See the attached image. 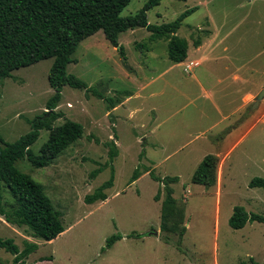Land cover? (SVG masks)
Instances as JSON below:
<instances>
[{
	"label": "rangeland",
	"instance_id": "374dc122",
	"mask_svg": "<svg viewBox=\"0 0 264 264\" xmlns=\"http://www.w3.org/2000/svg\"><path fill=\"white\" fill-rule=\"evenodd\" d=\"M148 1L132 0L122 16L135 15ZM263 2L163 0L148 12V21L162 25L198 7L184 20L178 36L192 48L197 39L211 47H223L226 40V45L235 50V67L249 59L250 73L245 72L247 69L241 72L243 80L232 84L231 90L241 91L249 83L243 73L250 75L249 88L264 80ZM208 33H214L217 39L210 42ZM150 36L142 28L121 34L122 54L100 31L84 40L74 53L68 73L94 91L104 93L106 101L85 90L65 86L57 108L63 117L53 127L72 120L83 125V137L48 167L35 168L27 158L16 163L21 172L42 185L54 208L62 214L65 227L63 234L49 242L33 237L26 227L8 224L0 215L1 240L13 239L21 251L26 241L38 244V250L23 259L22 264H264V223L249 222L241 230L229 224L238 206L250 214L264 216V189L250 187L254 178L264 179V99L255 107L264 85L254 92L247 109L251 132L241 138L227 134L223 137L225 129L221 124L234 120L225 117L237 111L240 96L236 94L226 100L220 96L213 102L215 108L213 104H203L201 99L206 96H198L201 88L182 75L183 71L188 74L198 62L190 61L180 70L169 60L168 41L152 42ZM53 61H41L0 79V137L6 143H15L31 132L28 120L47 112V102L54 95L48 80ZM221 68L203 67L200 74L205 89L218 86L223 92L228 87L218 82L226 74ZM152 91L157 96L150 99ZM132 96L117 113H112L110 100L120 106ZM156 120L166 122L159 138L160 130L154 128ZM208 130L201 136L212 146L208 155H215V151L221 155L219 179L210 189L192 181L203 161L199 156L208 147L196 142L185 152H173L193 141L200 131ZM49 139L50 131L42 130L32 151L41 154ZM159 140L166 142L165 149ZM110 142L119 146L118 156L113 160L109 157L110 148L106 147ZM143 151L145 157L140 160ZM100 168L102 171L95 174ZM137 168L143 174L131 183ZM146 169L161 178H180L173 185L178 205L186 210L187 232L180 248L178 235L161 230L162 201L155 200L161 185L149 173L144 174ZM113 173V187L106 191L108 199L85 203V197L109 181ZM3 200L8 207L14 202L8 188ZM157 232L159 236L155 235ZM113 235H121L122 239L107 249V240ZM14 262L13 255L0 249V264Z\"/></svg>",
	"mask_w": 264,
	"mask_h": 264
},
{
	"label": "trees",
	"instance_id": "16d2710c",
	"mask_svg": "<svg viewBox=\"0 0 264 264\" xmlns=\"http://www.w3.org/2000/svg\"><path fill=\"white\" fill-rule=\"evenodd\" d=\"M162 1L149 0L135 15L123 17V10L132 0H0V79L11 77L14 71L21 68L48 59L54 60L48 76L54 95L47 102V112L28 120L32 127L31 132L15 143L8 144L0 137V215L8 224L26 227L33 237L49 242L65 232L62 214L54 208L42 185L21 172L16 163L27 158L35 168L48 167L62 152L83 137L84 127L78 122L67 119L62 125L53 127V124L63 117L62 113L57 112V108L65 86L85 90L106 101L104 93L94 91L86 82L67 71L68 66L74 63V53L84 40L102 31L106 40L113 47H119L123 54V47L119 45L121 34L142 28L151 34L152 42L168 41V57L171 62L178 64L187 59L189 43L178 36V31L182 28L184 20L195 13L198 7L185 11L172 22L162 25L150 24L148 12L160 6ZM201 44V39L194 42L195 47ZM109 106L113 110L115 101L110 100ZM232 128L224 131L222 136L228 134ZM42 130L50 131V139L42 148L41 154L37 155L32 151V146ZM106 147L110 148L111 160L118 156L115 142L107 143ZM144 157L143 151L139 158L142 160ZM218 165V156L207 155L194 172L193 183L207 189L216 186ZM101 171L100 168L95 174ZM146 173L161 185L155 196L156 201H162L161 230L167 234L178 235L180 248L187 232L186 210L178 205L174 196L173 185L178 183L180 178H161L150 169L144 170V174ZM142 174L140 168H137L131 183L136 182ZM114 180L113 173L109 181L85 197V203L106 201V191L113 187ZM250 187L264 189V179L254 178ZM6 188L10 190L14 200L9 207L3 200ZM249 222L264 223V216L250 214L241 206L235 207L229 221L230 226L241 230ZM121 239V235H113L107 240L106 248H112ZM164 240L170 242L169 237ZM0 249H5L14 256V263L20 264L23 259H28L38 250V244L26 241L25 248L21 251L13 239H0Z\"/></svg>",
	"mask_w": 264,
	"mask_h": 264
},
{
	"label": "crops",
	"instance_id": "0c3cea01",
	"mask_svg": "<svg viewBox=\"0 0 264 264\" xmlns=\"http://www.w3.org/2000/svg\"><path fill=\"white\" fill-rule=\"evenodd\" d=\"M213 34L208 33V35H206V37H208L210 35L208 37V40H210V42H212L215 39H217V36L213 35ZM224 41H225V44L223 45V47H221V46H217V47H215V46L214 47L206 46L203 43V41H202V44L199 47H195L194 46L192 48L189 45L187 59L184 62H182V63H178V64H174V65H177V67L180 70H183V67L186 65V63H188L190 61L191 62H193V61L194 62H198V65L193 67V68H191L189 70L188 74H185V72L183 71L182 75H183V77H185L184 79H189V78L193 79L192 81H193L194 85L196 83V85L201 88V90L199 91V95L198 96H201L202 94H204L206 96V99H201V100H203V104H210L211 105L220 96H223L225 98V100L228 99V98H231V96H234L236 94L240 96V97H238V102H239L240 105H239V107H237V111L234 114L228 115V116L226 115V117H225L228 120H232L231 118H234V120L230 121V123L225 124V125L221 124L222 125L221 128L223 130L225 129V131H226L228 128L233 127L231 129V131L227 134V136L240 135L239 138H241V136L243 134H245L246 132H251V131H249L250 127H248L249 126L248 122L250 120V117L248 116L247 109L250 107V104L252 102L251 101L252 100L251 99L252 95L254 94V92H256L258 90V88L261 85H264V80L262 82H259L257 85L251 86L249 88L250 75L246 76L245 73H243L244 77H245V82L247 81L246 77H247V79L249 81V83L247 84L248 86L245 89H241V91H239L238 89L231 90V89H233L232 88V84L234 82H240L241 80H243V78L241 76V72H243V71H245L247 69L245 72L247 73V71H248V74H249L250 73V69H252V68L250 67L249 59H247L246 61L242 60V64L240 66H238V67H235L236 66V63H235L236 62V58H235V55H234V54H236L235 50L233 48H230L228 45H226V43H227L226 40H224ZM245 62H247V63H245ZM208 65L212 66L214 68L215 67L216 68L223 67V68H221L222 71L226 72V74L223 77V79H220L218 81L220 85L228 84V87L223 92H221L218 89L219 88L218 86L217 87H213L212 89H205L204 85H202L203 80H202V76H201L200 72L202 71L203 67L206 69V66H208ZM197 69H200V71L198 73L196 72ZM163 75L165 76L166 74H162L160 76H163ZM262 91H264V90H262ZM156 96H157V93H155V91H152V93L148 97L150 99H153ZM133 97L134 96H132L131 98L126 99L125 101H123L120 106H115V108L112 110V113H117L119 111V109H121V107H124L129 102V100L131 101V99ZM257 100H258V98H257ZM212 106L215 108L214 104ZM243 118H245V119H243ZM165 124H166V122L164 124H162V123H159L158 120H156L154 128L156 130L157 129L160 130L158 138L161 136V134H162L161 130H162V128H163V126ZM209 132H210V130H208L206 132L205 131H200L199 133L196 134V137L193 138V141L192 140L187 141L186 143L181 145L179 148H177L176 151H173V152H177V151L179 152L181 150L183 152H185L192 144H194L196 142H199L200 145L208 147V151H206V153H202L199 156V160L202 161L208 155L210 150L212 149V146L209 145L208 141H205L204 138H201L202 135H204L206 133H209ZM158 138H157V140H158ZM159 141L164 146V149H165L166 148V146H165L166 142L164 143L161 140H159ZM224 143H225V141H224ZM224 147H226V146L222 145L221 148H224ZM164 149H162V150H164ZM170 154H172V153H170ZM205 154H207V155H205ZM214 154L221 158V155L217 151H215ZM189 155H190V152H188L187 156H189ZM167 157H166L167 160H168V158H171V157H168V158ZM225 175H226V173L223 172V177H225ZM218 179H219V174H218Z\"/></svg>",
	"mask_w": 264,
	"mask_h": 264
},
{
	"label": "water",
	"instance_id": "95a60500",
	"mask_svg": "<svg viewBox=\"0 0 264 264\" xmlns=\"http://www.w3.org/2000/svg\"><path fill=\"white\" fill-rule=\"evenodd\" d=\"M263 98H264V92L258 97V100H257V102L255 104V107H257L261 103V101L263 100ZM155 235L156 236H159L160 235V232L155 233Z\"/></svg>",
	"mask_w": 264,
	"mask_h": 264
}]
</instances>
